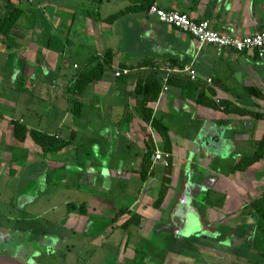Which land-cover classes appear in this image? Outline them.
Segmentation results:
<instances>
[{"label": "crops", "instance_id": "crops-1", "mask_svg": "<svg viewBox=\"0 0 264 264\" xmlns=\"http://www.w3.org/2000/svg\"><path fill=\"white\" fill-rule=\"evenodd\" d=\"M34 1L38 2L44 11L45 19L50 23L47 29L45 26L44 28L37 26L36 23L29 24V17L34 16L36 12L31 7H25L13 32L16 40L9 44L0 36V51L5 46L9 48L21 42L23 49L19 60L21 72L18 86L23 91L38 88L42 92L52 93L56 89L57 102L49 110L63 112V117L59 119L61 125L67 117H72L71 131L66 138L69 144L57 153L67 156L68 160L76 158L79 148L74 143L81 124L83 128L88 126L93 130L88 131L89 133L96 134H93V137H86L83 134L78 140L80 144L96 143L100 139L108 140L112 135L116 137L114 150L121 151L128 159H136L135 166L120 167L121 170L112 169L96 161V156H87L84 157L85 171L92 177L95 176L94 170L104 173L106 178L123 175L126 187L128 186L126 180L131 179L133 175L142 178L141 170L150 138L154 141L156 150H164L170 153L171 157V164L164 167L160 162L154 161V153L147 177L143 178L146 181L151 176L157 180L158 192L161 179L171 166V183L159 206L154 204L155 197L141 191L131 202L123 197L122 203H117L86 186L80 188L87 192L89 197L82 199L78 195L77 201L67 200V207L69 202L84 203L86 206V213L75 209L69 211L67 208L66 219L72 222L67 228L79 233V236L84 234V229L92 219L94 211L89 208L100 206L99 211L107 215L108 207L113 210L112 206L119 205L120 210L125 209L124 213L120 211L119 214L109 216L112 220L107 219L105 224L106 228H109L110 224L115 223L114 227L125 230L123 237L116 243L114 254L102 246L90 254V264L251 262L253 252L256 254L258 251L253 248L252 243H247L249 237L247 225L251 224L253 219L248 213L246 196L249 197L253 190L260 195L264 190L263 188L258 192L253 181L256 179L253 177L255 172L264 173V158L245 170L234 172L230 170L231 165L236 163L240 156L247 154L239 151L231 162H221L220 168L215 169V161L221 158L219 155L212 156L207 151L203 152V145L198 137L204 135L205 131H210V128L221 127L228 128L227 136L232 143L236 139L242 141L254 139L256 143L261 138L264 132L263 119H258L250 113L228 112L221 102L227 100L231 102V106L240 105L264 111V59L252 52L228 49L217 54L213 46L200 45L192 34L161 22L148 9L133 11L112 21L105 19L106 16L132 4V0H104L101 3L96 0ZM153 2L167 9L187 12L197 20L206 19L220 32L244 35L264 29V0H153ZM126 30H133L131 37L140 35L147 38L144 40L145 49L135 60L128 57L120 59L121 53L115 49L125 38ZM50 31L57 33V40L52 42L54 34ZM131 42L135 45L137 43L135 39ZM78 47L86 51V63L96 54L102 56L108 49L114 53L111 67L114 69L113 75L105 72L102 78L91 82L82 93L73 90L76 72L66 71L70 67V58L78 54L76 49ZM144 59L151 64L133 67ZM30 61L35 63L31 64ZM120 62L126 63L127 66L122 67ZM57 66H60V72L55 71ZM74 67L81 68L77 63H74ZM189 67L196 72L198 79H191ZM119 68H127L130 71L116 75ZM152 72L158 76L162 87L155 100L147 101L137 84ZM171 75L190 78L193 84L184 90L177 83L165 82V77L169 78ZM208 78H211V81ZM252 87L259 88L261 95L258 96L256 92L249 90ZM201 92L219 107L208 104L204 97L201 99L203 102L197 101V96ZM140 106L151 107L154 116L168 127L170 150L165 148V140L160 131L142 118L138 109ZM5 107L0 105V142L5 143L3 138L7 133L11 144L5 145L9 150L1 148L0 152H3L0 155V163H5V160H1L4 153L8 159L7 172L11 174L10 162L14 158L11 147L19 146L27 150L25 165L14 167L16 172H22L25 166L31 165L37 157L50 154H45L31 137L25 141L18 140L13 134L14 119L22 120L29 126L57 134L62 138L64 136L54 132V129L41 127L44 114L42 115L35 106H21L20 117L15 115L18 106L6 107L7 109ZM168 113H176L181 118L180 135L171 128V124L168 125L169 121L166 118ZM26 116L36 119L35 122L39 121L38 125L27 122ZM108 121H111L115 130H105ZM252 126L253 130L250 131ZM96 128L105 131L103 132L105 135L99 134ZM53 163L51 166L58 169ZM60 175L63 176L62 172L56 174V177ZM132 214H136L138 218L133 217L130 223L125 224ZM114 230L106 235V242ZM157 236L163 241L155 245ZM61 237L59 236L58 240L64 238L62 235ZM18 242L22 246L25 245L23 239ZM246 243L249 246L248 250L245 247ZM25 255V258H14L10 255L9 264H26L29 257L28 253ZM72 257L74 260L75 257ZM65 259L68 260V255Z\"/></svg>", "mask_w": 264, "mask_h": 264}, {"label": "rangeland", "instance_id": "rangeland-1", "mask_svg": "<svg viewBox=\"0 0 264 264\" xmlns=\"http://www.w3.org/2000/svg\"><path fill=\"white\" fill-rule=\"evenodd\" d=\"M59 1L69 2V0ZM17 2L19 6H24V8L31 7L34 12H36L34 16L29 17V24L34 25V23H36L37 26L42 28L45 26L47 29L49 22L45 19L44 11L39 7L37 1ZM10 8L11 5L5 6V3L0 0V17L4 16ZM24 21L23 19L22 22ZM33 29L35 30L36 28L33 27ZM132 31L133 30H126L124 35L125 38H122L123 41L121 40L118 47L115 48L121 53L120 59L128 57L135 60L139 58L140 53L145 49L144 40H147V38L140 37V35L131 37L130 34ZM50 33L54 34L52 42L57 40V33L51 31ZM130 39H135V42H137L136 45L131 42ZM20 43L21 42L9 48L5 46L4 49L2 48L5 51H0V105L9 108L10 106H18L16 111L14 110L16 117L21 116V106H35L42 115L44 114L41 127L54 129L53 131L61 133L64 136L63 138H68L72 126V117H67L61 125L59 124V119L63 117V112L59 111L58 113L49 110L52 106H55L57 102L56 89L52 91V93L42 92L38 90V88L23 91L22 88L18 86V77L21 72V62L19 60L21 59L23 49V46H21L22 43ZM132 43L133 45H131ZM76 49L78 54L70 58V67L66 69L69 73L77 72L78 69L74 67V63H77L81 67L86 64V51L82 47ZM30 63L34 64L35 62L30 61ZM55 71L60 72V66H57ZM113 72L114 69L112 68L106 71L110 76L113 75ZM74 89L75 88H73V90ZM166 118H168L169 121L168 125L171 124V128L179 134L181 131V118L176 113H168ZM26 119L29 123H37V125L39 123V121L35 122L34 120L36 119L30 118V116H26ZM107 123L105 130L112 131L114 129L113 124L111 121ZM82 126L83 124L78 127L79 132H77V139L74 143L78 146L77 148H79V151L76 153V158L74 159L71 158L68 160V157L61 153L51 152L46 156L41 155L37 157L31 165L25 166L22 172H16L14 167L25 165L27 150L15 146L10 149L14 158L10 162L12 170L11 174H9L7 172L8 159L3 153L4 157L1 160H5V163H0V264L11 263L9 260L10 255L14 258H25V253H28L29 257L25 262L26 264H90V254L94 253L95 250H98L102 246H104L105 249H109L110 253L113 255V251L116 249V243H118L119 238L123 237L125 230L124 228L118 229L114 227V225H116L115 223L110 224L109 228H106L105 224L107 219L112 220L109 216L120 213L119 205L112 206L113 210H111V207H108L109 215L99 211L100 206L97 208H89V210L94 212L92 214V219L84 229L83 235L79 236V233H74L75 231L67 228L72 224V222L66 219V214L68 212V207L66 205L67 200L77 201L78 195L79 198L82 197V199L89 197V194L82 190L80 186L90 187L93 191L99 192L109 200L117 203H122L123 197L131 202L134 197L138 195L139 191L156 198L158 182L151 176L145 181L140 176L133 175L131 179L126 180L128 185L126 187V182L123 181V175V177L116 175L106 178L104 173H98L95 170L94 177L87 174L88 172L85 171L84 165L86 159L84 157L87 156H96V161H100L103 166H108L109 168L117 170H121L120 167L122 168L125 166L129 168L134 167L136 159H128L121 151L114 150L116 148V142H114L116 137H112V135L108 140L100 139L99 142L96 143L85 142L84 144H80L78 140L81 139L80 136H83V134H85L86 137H93L96 134V132L89 133L88 131L93 132V130L88 126H85L86 128ZM210 129V131H205L204 135H199L198 139L202 142L203 152L207 151L210 155H219L221 158L215 161V169L217 167L220 168L219 165L221 162H231L239 151L252 154L255 150L254 139L244 141L236 139L232 143L227 136L228 128L224 129L220 127L216 129L213 127ZM252 130L253 126L250 128V131ZM96 131H98L99 134L102 133L105 135V133H103L105 131L103 130L100 131L96 128ZM8 138L7 133H5L3 138L5 143L0 142V150H2L1 148L5 147V145L9 146L8 143L11 144ZM178 139L181 140L180 137ZM5 149L9 150L7 147H5ZM2 152H0V155H2ZM95 152L97 153L95 154ZM203 155H205V153H203ZM52 163L57 165L58 169L52 167ZM59 172H62L63 176L60 175L61 177H56V174ZM253 177L257 179H253L254 187L258 192H261L264 188V173L257 171L254 173ZM256 193L257 192L253 190L251 193L252 195L250 194L249 197L246 196V201L251 197L258 196ZM111 226H113V228ZM112 230L114 231L111 233L108 242H106L107 240L105 237ZM61 235L64 238L58 240V237H61ZM22 239L25 243L23 246L18 242ZM162 241L163 240L157 236L154 243L156 245L158 242ZM66 255H68V260L65 259ZM72 256L75 257L74 260ZM104 264L111 263L105 262Z\"/></svg>", "mask_w": 264, "mask_h": 264}, {"label": "trees", "instance_id": "trees-1", "mask_svg": "<svg viewBox=\"0 0 264 264\" xmlns=\"http://www.w3.org/2000/svg\"><path fill=\"white\" fill-rule=\"evenodd\" d=\"M1 1L5 3V6L11 5V8L8 12L5 13L4 16L0 17V36L6 39L5 42L11 44L16 40V36L13 34V32L17 27L18 20L24 13L25 9L24 7L19 6L17 1L20 0H1ZM96 1L101 3L104 0H96ZM132 1H133L132 4L127 5L124 8H121L116 12L106 16L105 19H107L108 21H112L114 19L125 16L126 14L133 11H140L143 9L149 10V7L153 3V0H132ZM113 58H114V53L111 49L106 50L102 56H100L99 54L93 56V58L90 61L84 64L75 73V85H74L75 90L79 93H82L83 90H85V88L91 82L102 78L105 72L112 67ZM146 61L147 60L144 59L137 66H133V67L134 68L143 67L151 64V63L148 64ZM120 65L122 67L127 66V64L124 62H120ZM168 81L181 85L184 90L187 89V86L193 84L190 78L181 77L179 75H171L168 78ZM137 87L142 91L145 99L149 101V100H155L158 97L162 85L160 79L155 74V72H152L146 79L139 81ZM249 90L256 92L258 96L261 95L259 88L252 87L249 88ZM197 97H198L197 101L199 102H203V100L201 99L204 97L206 99V102L208 101L207 102L208 104H215V107H219V105L216 102H213L210 98L205 97L203 95V92L198 94ZM221 103L225 105L224 109L228 112L235 111L241 113H250L256 118L264 120V111L248 109L240 105L231 106L232 105L231 102L227 100H223ZM138 109L142 118L146 122L151 123L154 127H156L160 131V133L162 134L165 140V144H166L165 148L170 150V142L167 133L168 127L162 124L157 116H154L153 109L151 107L140 106ZM12 123H13V134L18 140L25 141L28 137H31L33 142L39 145L45 154L51 152H58L69 144L68 139L62 138L57 134L49 133L44 130H40L38 128L29 126L22 120L14 119ZM155 150H156L155 143L152 140V138H150V140H148L147 142V151L144 155L143 169L141 170L142 178L147 177V173L151 163V158L155 153ZM263 158H264V132L261 138L257 140V142L255 143L254 152L252 154H243L242 156H240L237 162L231 165L230 170L234 172L237 170H245ZM171 173H172V169L170 166L167 169V174L164 175L161 179L160 188L157 192V196L154 202L156 206H159L162 203L166 195V192L171 183V176H170ZM247 208H248V213L251 214L252 216L253 222L247 225V229L249 230L248 233L249 237H248V242L247 241L246 242L252 243L253 248L257 249L258 253L255 254L253 252L252 254L253 262H248L246 264H263L264 262V190L260 195L256 197H251L248 200ZM74 209L78 210L81 213H86V206L84 203L69 202L68 210L72 211ZM120 211L124 213L125 209L121 208ZM133 217L136 219L138 218L136 214H132V216L126 220L125 224L130 223ZM247 243L245 245L246 250H248L249 248Z\"/></svg>", "mask_w": 264, "mask_h": 264}, {"label": "built area", "instance_id": "built-area-1", "mask_svg": "<svg viewBox=\"0 0 264 264\" xmlns=\"http://www.w3.org/2000/svg\"><path fill=\"white\" fill-rule=\"evenodd\" d=\"M21 2L33 0H20ZM149 12L156 16L161 22L174 26L182 31L192 34L200 43V45H211L215 48L217 54H221L223 50H235L238 52H252L259 58L264 59V29L244 35H235L226 32H220L211 26V23L206 20H197L189 13L177 10L167 9L160 6L157 2H153L149 7ZM191 79H198V75L190 67ZM127 68H119L116 75L128 73ZM165 82L168 77H165ZM211 81V78H208ZM170 153L157 149L154 154V161L160 162L164 167L170 164Z\"/></svg>", "mask_w": 264, "mask_h": 264}, {"label": "flooded vegetation", "instance_id": "flooded-vegetation-1", "mask_svg": "<svg viewBox=\"0 0 264 264\" xmlns=\"http://www.w3.org/2000/svg\"><path fill=\"white\" fill-rule=\"evenodd\" d=\"M170 158H171V157L169 156V161H170V164H171V159H170ZM170 164H169V165H170ZM169 165H168V166H169ZM168 166H167V167H168Z\"/></svg>", "mask_w": 264, "mask_h": 264}]
</instances>
